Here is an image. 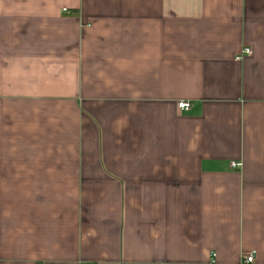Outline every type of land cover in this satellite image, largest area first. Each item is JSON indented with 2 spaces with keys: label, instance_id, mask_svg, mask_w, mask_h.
<instances>
[{
  "label": "crops",
  "instance_id": "1",
  "mask_svg": "<svg viewBox=\"0 0 264 264\" xmlns=\"http://www.w3.org/2000/svg\"><path fill=\"white\" fill-rule=\"evenodd\" d=\"M250 256L264 0H0V264Z\"/></svg>",
  "mask_w": 264,
  "mask_h": 264
},
{
  "label": "built area",
  "instance_id": "2",
  "mask_svg": "<svg viewBox=\"0 0 264 264\" xmlns=\"http://www.w3.org/2000/svg\"><path fill=\"white\" fill-rule=\"evenodd\" d=\"M64 11H66V10H64ZM244 53H245L246 55H250L251 52H250V50H245ZM240 59H241V58H239V60H240ZM178 108H179L181 111L188 112V111H190L191 106H190V104L187 103V102H181V103L178 105ZM240 167H241V164H240V163H232V168L237 169V168H240ZM253 260H254L253 256H250V257L247 258L246 262H247V264H252V263H253Z\"/></svg>",
  "mask_w": 264,
  "mask_h": 264
}]
</instances>
